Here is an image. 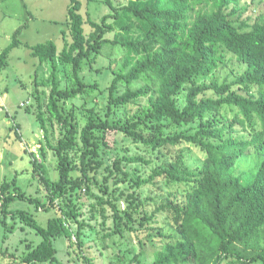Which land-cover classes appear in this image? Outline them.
Returning <instances> with one entry per match:
<instances>
[{
  "label": "trees",
  "instance_id": "1",
  "mask_svg": "<svg viewBox=\"0 0 264 264\" xmlns=\"http://www.w3.org/2000/svg\"><path fill=\"white\" fill-rule=\"evenodd\" d=\"M69 1L70 39L64 31L59 53L51 40L24 43L39 62L51 68L46 110L39 92L33 99L59 177L48 179L38 160L31 158L47 192L43 202L26 195L14 180L0 185V224L5 231L13 225L7 219H17L41 237L37 244H25L22 264H61L53 243L58 237H64L69 248L76 244L86 263H92L84 251L85 228L94 227L80 211L83 190L92 199L88 218L101 216L100 225L105 227L111 217L103 237H121L129 231L143 246L144 239L151 240L156 231L162 241L150 263L143 262L141 251L125 264H264V13L247 23L232 18L240 0H126L119 4L104 0L110 12L95 21L88 14L83 17L78 0ZM83 23L89 24L88 33ZM19 32L17 28L0 52V74L10 51L23 44L17 38ZM110 32L113 36L106 37ZM105 46L122 53L116 65H110L114 75L107 91L82 76L84 64L95 63ZM231 59L244 69L231 81H219L217 72ZM57 63L70 67L65 73L70 87L59 86ZM96 88L101 94L107 92L100 109L87 107V100L79 107L67 104ZM140 96H147L148 104L122 119L117 109ZM49 122L61 128L55 143L49 139L53 134ZM237 130L242 134L235 135ZM109 132H120L151 152L170 146L196 148L201 164L187 166L181 148L174 159L157 163L144 176L138 167H127L150 165L151 159L119 153L104 157ZM250 151L257 159L254 166L235 173L236 160ZM163 157L165 153L157 158ZM159 178L166 187L178 190L169 188L167 192L176 194L170 192L149 211L147 203L154 198H142L141 187ZM92 185L100 193L91 191ZM15 199L28 201L37 210L56 209V213L43 225L31 212L12 209ZM158 210L167 212L168 233L154 226Z\"/></svg>",
  "mask_w": 264,
  "mask_h": 264
},
{
  "label": "rangeland",
  "instance_id": "2",
  "mask_svg": "<svg viewBox=\"0 0 264 264\" xmlns=\"http://www.w3.org/2000/svg\"><path fill=\"white\" fill-rule=\"evenodd\" d=\"M6 1V0H5ZM4 0H0V5L6 4ZM9 1V0H7ZM15 5L16 16L11 19H6V22L11 26L22 24L25 20L26 11L30 14L31 22L28 28L23 29L18 39L27 40L29 43H46L53 41L57 47L58 53L64 44V31L66 38L70 39L68 33L67 9L69 0H13ZM80 2L79 12L84 18L87 14L95 21H100V18L110 12V7L104 0H78ZM114 4L123 3L126 0H112ZM8 3V2H7ZM6 6V5H5ZM237 10L232 15L233 19H239L247 23H252L253 19L259 14L264 13V0H240L236 6ZM25 25V23H24ZM21 25L19 28H21ZM84 32L90 31L88 23H83ZM244 29H247L244 28ZM113 33H107L106 37L111 38ZM20 37V38H19ZM24 44V43H23ZM23 44L18 45L10 51L7 57V65L2 69L0 74V185L3 181L12 183L14 180L16 185L28 196H35L41 202L46 198V189L40 181V176L35 173L31 163V158L38 160L42 166V172L51 181L57 180L59 173L56 169V157L51 148L46 145L43 131L39 126L36 118V105L33 99L34 94L39 92L40 100L43 105V110H46L47 94L51 89L52 72L49 63L39 62L38 58L27 52V47ZM1 46V45H0ZM2 46L0 51L2 50ZM122 53L114 48L105 46L104 52L97 58V61L91 66L84 64L83 79L92 82L97 81L100 89L107 91L106 87L111 83L113 73L111 67L115 66V61L121 59ZM228 57V56H227ZM229 58V57H228ZM56 76L60 87H70L71 79L65 74L69 71V66L57 63ZM91 67V68H90ZM244 66L235 59L228 61L227 66L221 68L217 72L219 81H231L242 72ZM46 82V83H45ZM120 93L124 91V86L120 85ZM207 95H212L208 92ZM87 107L93 106L95 109H100L107 101V92L102 94L96 88L89 95L81 93L78 97L68 100L70 106L79 107L85 101ZM24 103V105H21ZM148 104L147 96H140L134 101H131L117 109L118 115L125 119L133 115L136 111ZM28 107H27V106ZM78 112V110L76 109ZM79 117V115H78ZM83 124V118L81 120ZM48 127L53 131L49 136L52 143L57 141L61 128L57 123L49 122ZM242 134L237 130L235 135ZM106 141L109 143V148L104 152V157L111 159L114 154L119 153L127 155L140 154L152 160L150 165L132 164L127 168L134 169L138 167L144 176H148L152 167L164 160H172L177 153L183 148V154L186 165L196 167L201 164V152L196 148L187 150L183 147H169L162 149L160 152H151L140 143H133L123 136L120 132H109L106 136ZM186 151H185V150ZM165 153L166 157L157 158ZM257 161L252 151L246 157L238 158L234 164L235 173H241L248 168L254 166ZM247 172V171H246ZM102 179V177H100ZM170 188V187H169ZM163 184L159 178L155 184H146L141 187V197L150 195L154 200H149L146 209L152 211L163 202L165 196L170 195L169 189ZM171 189V188H170ZM173 190L178 187L172 188ZM171 189V190H172ZM91 191L100 193L97 186L92 185ZM173 194L175 192H172ZM176 194V193H175ZM180 199L181 196L178 195ZM90 199L84 190L80 196V211L83 218H87L94 230L85 228L84 240L86 241L85 255L92 261L91 264H125L134 253H140L143 262L150 263L153 260V251L156 247H160L162 241L156 236V231L151 240L146 238L143 241V246L139 245L138 240L133 233L125 231L124 236L103 237L111 225V217L106 220L105 227L100 225L101 216L88 218L90 211ZM12 209H24L31 212L37 220L43 225L46 224L48 217L56 213V209L48 211L44 209L37 210L35 205L28 201L15 199L11 202ZM108 213L110 211L108 210ZM154 226L160 227L166 233L170 232L168 224L167 212L158 210L155 212ZM1 216V214H0ZM8 224L12 225L11 231H5V228L0 224V264H22L20 255L26 251L25 244H37L41 237L36 234L30 227L22 225L17 219H7ZM170 221V220H169ZM5 234H7L5 238ZM56 248V257L61 264H87L80 254L78 246L67 247V240L64 237H58L53 240ZM130 251L129 253L126 251ZM125 254L124 259H120L121 255ZM43 264V263H39ZM52 264V263H44ZM56 264V263H54ZM132 264H135L133 262ZM257 264V263H254Z\"/></svg>",
  "mask_w": 264,
  "mask_h": 264
},
{
  "label": "crops",
  "instance_id": "3",
  "mask_svg": "<svg viewBox=\"0 0 264 264\" xmlns=\"http://www.w3.org/2000/svg\"><path fill=\"white\" fill-rule=\"evenodd\" d=\"M5 2H6V4L0 5V45L3 48L6 47L10 43V41L12 39V35L17 28H19L21 25H23V27L21 28V30L19 32V35L22 37L21 32L23 31V29L28 28L30 22L32 21L30 14H28L26 11L24 22L22 24H18V25L13 24L11 26L9 23L6 22V19H11L12 17L16 16V13H15L16 9H15V5H14L13 0H9V1L6 0ZM24 23H25V25H24ZM21 41L23 43L28 44V45L36 44V43H29L27 40H21ZM1 46H0V48H1ZM24 46H26V45H24ZM26 47L28 50L27 52H29V54H30L31 50L28 48V46H26Z\"/></svg>",
  "mask_w": 264,
  "mask_h": 264
},
{
  "label": "built area",
  "instance_id": "4",
  "mask_svg": "<svg viewBox=\"0 0 264 264\" xmlns=\"http://www.w3.org/2000/svg\"><path fill=\"white\" fill-rule=\"evenodd\" d=\"M21 105H24V103H21ZM0 112H1V107H0Z\"/></svg>",
  "mask_w": 264,
  "mask_h": 264
}]
</instances>
